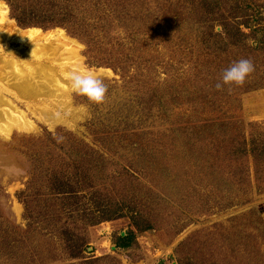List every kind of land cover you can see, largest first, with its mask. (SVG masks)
I'll return each instance as SVG.
<instances>
[{
	"label": "rangeland",
	"instance_id": "obj_1",
	"mask_svg": "<svg viewBox=\"0 0 264 264\" xmlns=\"http://www.w3.org/2000/svg\"><path fill=\"white\" fill-rule=\"evenodd\" d=\"M0 1L6 4L9 16L18 27H35L42 31L61 29L80 45L76 56L62 50L57 53L59 55L55 54L56 57L41 53L27 61L31 63L26 64L24 72H33L40 66L45 70H37L34 74L37 89H42L33 97L3 93L18 113L23 112L25 116L12 123L2 120L4 128L0 130V221L13 232L5 238L13 240L11 245H14L8 248L11 251L7 256L0 258V264H250V258L264 261V213L257 216V212L250 211L264 202V188L257 192L254 187L252 161L235 151L229 156L222 151L216 153L211 146L208 160L212 163L205 160L206 168H199L195 163L196 153L180 144L181 132L177 129L190 114L197 113L196 118L217 114L228 122L229 135L244 132L248 137V124L256 123L258 128L252 130V136L259 138L254 142L260 145L264 138L263 53L254 58L256 71L244 84L248 90L234 89L236 93L231 91L227 95L222 90L207 93L214 95L217 108L211 112V108H202L203 95L193 93L194 89L205 85L204 71L199 69L200 60L204 58L202 52H205L201 41L205 38L199 29H185L181 16L172 12V8L178 6L179 9L181 3L176 2L168 9L164 2L172 0H114V3L111 0H53L52 8L56 12L75 11L76 15L73 13V18L66 19V23L81 30L85 39L91 34V47L88 48L68 34L64 26H40L47 24L48 19L28 12L34 7L32 0L17 2L18 12L24 7L26 11L21 13V22L39 25H20L11 16L8 3ZM224 1L228 8L234 4L232 0L221 2ZM196 2H188L186 14ZM115 8L129 11L127 22H124L126 14L116 15ZM213 30H220V26ZM207 40L209 42V38ZM11 46L19 47V44ZM65 56L70 57L65 59ZM31 66L33 68H29ZM77 69L100 70L96 76L108 86L102 104L91 103L72 91L66 77ZM197 103L201 109L197 108ZM2 107L0 112H8L7 104ZM170 122H177V125H169ZM59 129L67 130L96 149L103 147L100 152L122 155L117 159L124 160L125 164L131 161L142 167L141 171L132 172L136 177L131 181L132 190L135 192L141 187L144 195L150 198L149 204L154 209L153 227L136 233L129 247L118 248L114 239L132 229L127 217L112 216L90 224L89 217L79 218L75 214V219H65V225L75 236V240L66 243L57 229L62 227L63 221L55 225L48 217L24 218L20 195L23 193V200L38 197L39 208L44 206L46 196L42 188L36 193L26 188L35 165L33 160L38 157V145L33 141L37 142L39 137L45 144L44 131L62 133ZM233 144L234 148L239 143ZM109 160L118 167L119 161ZM42 162L47 164V156L43 154ZM259 164L264 167L263 160ZM260 172L263 175L264 168ZM225 173L228 184L235 185L234 190L228 189L227 195L216 192V187L226 182ZM112 174L107 183L119 188L124 185L122 180H131L127 179L128 174L125 178L118 172ZM242 184L252 185L246 197L237 189ZM261 186L264 187V183ZM100 194L101 191L90 197L79 195L63 202L82 210L94 200L95 205L103 208L107 202L100 199ZM234 194L237 197L233 198ZM53 198L48 200L51 206L60 203ZM247 198L249 201L245 202ZM72 241L78 243L79 257L70 255Z\"/></svg>",
	"mask_w": 264,
	"mask_h": 264
},
{
	"label": "trees",
	"instance_id": "obj_2",
	"mask_svg": "<svg viewBox=\"0 0 264 264\" xmlns=\"http://www.w3.org/2000/svg\"><path fill=\"white\" fill-rule=\"evenodd\" d=\"M5 1L10 7L11 16L14 17L20 25H39L32 22L25 24L21 22V13L26 11V9L23 7V11L18 12L19 8L17 2H23V0ZM61 1L64 2L65 0ZM111 1L114 3V0ZM189 1L190 0H172V2H164V5H167L165 8L171 9L174 3H181L180 8L178 9L176 5V8H172V12L181 16L180 20L184 23H182V25L185 26V29H199L202 33V37L205 38V40L201 41V47L205 48V52H202L204 58H201L200 62H202V64L199 66V69L204 71L205 85H203L201 89H194L193 93H195V95H203L201 98L202 108L208 107L211 108V110L209 109L211 112H215L217 108L214 106V95L207 93L216 90L215 84L222 70L227 68L232 61L238 60L241 57L250 58L254 63V58L257 54H264V0H232L234 4L229 8L225 6L226 1L222 3V0H197L196 5L194 6V4H191L193 8L186 14ZM32 2L34 3V7L32 11L28 10V12L33 14L36 13L48 19L47 24H40V26L43 28H51L58 25L64 26L68 34L75 36L79 41L88 46V48L91 47V34L89 39H85L81 36V30L78 31L77 27L69 26L66 23V19L73 18V13L76 15L75 11L70 12V10L65 9L56 12L55 9L52 8L53 0H32ZM31 5L32 4L29 6ZM114 11L116 15L118 13L126 14L124 22L128 21L130 17L129 11L124 9L118 11L116 8ZM107 15L112 17L110 14ZM216 26H220V30H213ZM124 27L127 28L128 26L124 25ZM80 29H83V27ZM82 35H84V31ZM208 38L209 42L207 40ZM249 38L257 41L255 47L249 46L247 43ZM215 74L218 76L216 77ZM207 77H209V80L206 81L205 78ZM228 87H232L233 89L229 90ZM234 89H241V91L248 90L244 85L242 87L231 85L224 86L222 91L227 95L231 93V91L235 92ZM173 92L177 93V90L173 88ZM180 98H183V96L180 95ZM197 108L201 109L199 103H197ZM195 115H197V113L190 114V116L183 121V124L177 125V122H170L169 125H177L180 127H177L181 132V136H179L180 144L182 143V145H185L191 152L196 153L195 163L198 165L197 167L202 169L206 168L205 160L210 159L209 151L211 146L215 147L216 153L222 151L226 156L234 154V151L235 154L241 153L248 156L252 161L254 166L253 178L256 181L254 187L257 192L262 191L264 187L261 186V183H264V174L261 175L260 170L264 167L259 164V162L260 160L264 161V138L262 139L263 142L256 146L254 141H259V138L257 139V137L252 136V134H254L252 130L257 129L258 125L256 123L248 124L250 130L248 137L245 136L244 132L232 133L229 135L227 132L229 130L228 122L223 121L220 115L210 114L203 118H196ZM216 130L220 132L217 134L215 133ZM60 132L62 133L45 130L42 136L47 143L44 144L39 137L36 138L38 140L37 142L33 141V144L35 143V145L39 146H37L38 157L33 160L35 165L33 170L30 171L32 175L29 178L26 188L28 187L32 192L35 191V193L43 189L46 196L44 199L45 203H43L44 206L39 208L37 207V205H39L38 203H40L37 202L38 197H35V200H23L22 193L20 195L21 198H19L24 206V218L31 219L35 216L36 218L47 219L48 217L54 221L55 225L63 221L62 227H57V229L59 230V237H62L63 242L66 243V241L71 239L75 240V236L71 228L65 225V219H75V214L79 218L89 217L90 224H96L99 221L110 219L112 216L127 217L132 229H130L126 235H118L115 236L114 239L118 248L129 247L133 243L136 233L149 230L153 227L151 217L154 214V209L152 205L149 204L150 198L148 199L144 195L143 191L140 190L142 189L141 187H138L135 192L132 190L134 184L131 183V181L136 178L133 176L132 172H139L142 170V167L139 168L131 164L133 163L131 161H129V164H125L124 160L117 159L122 155L114 156L111 152H100L99 150L103 149V147L96 149L67 130L61 129ZM234 142L239 144L233 148ZM42 154L43 156H47V164L42 162ZM109 159L119 161L118 167H114L113 161ZM207 162L209 164L212 163L211 160ZM41 163L44 164V166H42ZM129 171H131V173H129ZM113 172H118V174L124 178L128 174L127 179L131 180H122V184H124V187L122 186L123 188L113 186L115 184L112 185V183L108 184L109 175L112 177ZM226 174L227 173L223 175V178ZM228 179L229 178L226 176V182L224 184L220 183L216 187L217 193L221 191L223 194L227 195L228 189L229 191L230 188L233 190L235 189V185H232V183L228 184ZM126 183L130 185L129 188ZM237 189L240 191L241 195L246 197L248 191H251L252 185L247 186L242 184L241 186L239 185ZM99 191H101L100 195H102L100 199H104L107 202L103 208H99L98 205H95L94 200L90 201V203L88 202L89 205L83 207L82 210H80L81 208H73L72 206L68 207L66 205L67 203L65 204L63 202L64 200L69 202L68 200L72 198L76 199L79 195H89L90 197L91 195L97 194ZM146 195L151 197L154 196L151 194ZM234 196L237 197V195L234 194L233 198ZM229 197L230 196H228L227 199ZM49 198L59 200L60 203H54L51 206V203L48 201L50 200ZM248 201L249 199L247 198L245 202ZM31 203L33 204L31 205ZM250 211L252 213L257 212V216L264 213V202L253 206ZM106 212L112 215H105L104 213ZM10 233L13 232L3 227L0 221V258L7 256L11 251V249L8 248L14 246L11 245L13 240L7 241L5 238ZM243 235H245V233ZM247 236L250 235L247 234ZM78 247L76 241L71 242L70 255L72 258L79 257L80 252H78ZM260 256L262 257V254ZM250 260V264H264L262 260H254L253 258H250Z\"/></svg>",
	"mask_w": 264,
	"mask_h": 264
},
{
	"label": "bare ground",
	"instance_id": "obj_3",
	"mask_svg": "<svg viewBox=\"0 0 264 264\" xmlns=\"http://www.w3.org/2000/svg\"><path fill=\"white\" fill-rule=\"evenodd\" d=\"M22 36L29 37V40L26 37L21 38ZM16 43L19 44V47L11 46L12 44H16ZM78 46L80 45L74 39L66 35V33L61 29L42 31L41 29L35 27H31V28L18 27L15 21L9 16L8 7L6 6V4L3 1H0V49L2 51V54L0 53V107L4 106V104H7V111H8V112H4V111L0 112V122L6 119L8 120L7 123L8 122L12 123L18 121L17 120L18 117L20 118L22 116L23 117L25 116L23 115L24 114L23 112L22 113L19 112L20 114L18 113L17 111L18 109H16L12 101L6 99L3 96V93H10L13 96L15 95L17 97L18 95H21L24 96V98L25 97L31 98L35 94H37L38 90L42 89V88L37 89L38 84L34 82L36 80L34 79V74L36 73L37 70L40 72L41 71L44 72L45 70L44 71L42 70L43 66L39 65L41 67V68L39 67L40 69L37 70L35 69V71L33 72H30L31 70H29L30 73H27L23 71V68L27 69V67H25L26 64L31 63V62L27 63V61H30V59L39 56L41 53L42 56H46L43 54H47V53H48L47 55L51 56L57 54L62 50H66L67 52L74 54L73 56H76L75 53L77 51L76 49H78ZM66 51H64L65 54L67 53ZM57 55H55V57ZM69 57L70 56H65L64 58L66 59ZM29 68H33V66ZM48 70L46 71L48 72ZM97 73H100V70L93 72L95 76ZM40 87L41 86H39V88ZM20 120L21 119H19V121ZM3 122L4 121L0 123V130L3 127L2 124Z\"/></svg>",
	"mask_w": 264,
	"mask_h": 264
},
{
	"label": "clouds",
	"instance_id": "obj_4",
	"mask_svg": "<svg viewBox=\"0 0 264 264\" xmlns=\"http://www.w3.org/2000/svg\"><path fill=\"white\" fill-rule=\"evenodd\" d=\"M24 37L29 40L27 36H22L21 38ZM247 43L249 46L255 47L257 41L249 38ZM254 71L255 65L250 58L241 57L238 60H234L227 68L222 70L215 84V89L219 91L224 86L231 85L242 87L247 77ZM66 78L70 81L72 91L77 95L86 97L89 102L94 104H102L104 102L108 86L92 72L77 69L69 72Z\"/></svg>",
	"mask_w": 264,
	"mask_h": 264
}]
</instances>
